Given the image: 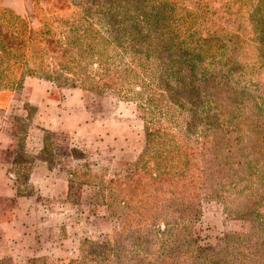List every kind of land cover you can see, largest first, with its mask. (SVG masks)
<instances>
[{"label":"trees","instance_id":"trees-1","mask_svg":"<svg viewBox=\"0 0 264 264\" xmlns=\"http://www.w3.org/2000/svg\"><path fill=\"white\" fill-rule=\"evenodd\" d=\"M29 1L36 27L20 16H0V90L37 78L113 95L141 112L144 147L135 171L108 181L114 191L105 204L119 206V233L133 225L190 224L201 189L219 171L210 129H252L246 139L254 145L243 148L256 166L248 161L239 172L256 169L263 185L252 193L264 207V165L257 166L264 159V0ZM63 10L69 16H42ZM219 82L255 89L251 105L262 125L249 106L246 117L229 116L225 108L235 105L220 97ZM244 95L242 89L238 96ZM259 219L264 229V216ZM234 238L221 250L229 264H264L263 241L249 247Z\"/></svg>","mask_w":264,"mask_h":264},{"label":"rangeland","instance_id":"rangeland-1","mask_svg":"<svg viewBox=\"0 0 264 264\" xmlns=\"http://www.w3.org/2000/svg\"><path fill=\"white\" fill-rule=\"evenodd\" d=\"M20 8L0 5L7 11L0 16H20L36 27L30 1L21 0ZM216 85L220 97L234 102L225 108L229 116L246 117L250 107L258 113L251 119L262 125L251 105L255 89L240 82ZM242 89L248 95L238 96ZM140 116L134 102L37 78L0 90V264H229L221 252L227 240L238 236L249 247L264 242V207L252 193L263 182L254 168L248 175L239 172L253 159L243 148L254 145L246 139L250 127L237 134L228 128L208 132L216 139L212 164L219 171L201 189L190 224L133 225L119 233V206L105 204L114 191L108 181H123L135 171L144 147Z\"/></svg>","mask_w":264,"mask_h":264},{"label":"crops","instance_id":"crops-1","mask_svg":"<svg viewBox=\"0 0 264 264\" xmlns=\"http://www.w3.org/2000/svg\"><path fill=\"white\" fill-rule=\"evenodd\" d=\"M14 3H7V0H0V5L3 8H10L14 11H19L21 10L20 8V2L21 0H13Z\"/></svg>","mask_w":264,"mask_h":264}]
</instances>
